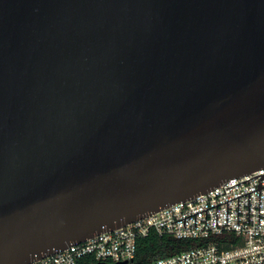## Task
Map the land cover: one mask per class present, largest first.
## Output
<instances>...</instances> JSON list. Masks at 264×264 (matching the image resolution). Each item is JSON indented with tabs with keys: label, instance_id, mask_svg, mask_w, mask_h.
<instances>
[{
	"label": "water",
	"instance_id": "obj_1",
	"mask_svg": "<svg viewBox=\"0 0 264 264\" xmlns=\"http://www.w3.org/2000/svg\"><path fill=\"white\" fill-rule=\"evenodd\" d=\"M262 169L264 0H0V264Z\"/></svg>",
	"mask_w": 264,
	"mask_h": 264
},
{
	"label": "built area",
	"instance_id": "obj_2",
	"mask_svg": "<svg viewBox=\"0 0 264 264\" xmlns=\"http://www.w3.org/2000/svg\"><path fill=\"white\" fill-rule=\"evenodd\" d=\"M263 174L264 169L232 179L207 194L177 203L31 264H82L87 259V264L93 261L97 264H138L139 243L151 235L177 241L210 242L150 264H264V188L261 194L257 190L260 183L264 187V179L260 176ZM247 193H250V209ZM237 197H240L239 218ZM204 210H207V222Z\"/></svg>",
	"mask_w": 264,
	"mask_h": 264
},
{
	"label": "trees",
	"instance_id": "obj_3",
	"mask_svg": "<svg viewBox=\"0 0 264 264\" xmlns=\"http://www.w3.org/2000/svg\"><path fill=\"white\" fill-rule=\"evenodd\" d=\"M209 242L210 240L177 241L168 237L160 238L156 235H151L148 239L143 240L139 243L137 263L150 264L155 260L189 251L196 247L206 245ZM87 261L88 259L83 261L82 264H87ZM92 264L97 263L93 261Z\"/></svg>",
	"mask_w": 264,
	"mask_h": 264
}]
</instances>
